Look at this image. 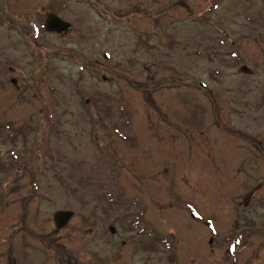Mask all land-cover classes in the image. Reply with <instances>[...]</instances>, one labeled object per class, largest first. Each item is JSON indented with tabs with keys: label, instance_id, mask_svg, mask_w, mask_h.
Masks as SVG:
<instances>
[{
	"label": "rangeland",
	"instance_id": "obj_1",
	"mask_svg": "<svg viewBox=\"0 0 264 264\" xmlns=\"http://www.w3.org/2000/svg\"><path fill=\"white\" fill-rule=\"evenodd\" d=\"M49 13L68 31L47 32ZM154 170L160 191L183 172L220 232L252 189L238 214L264 223V0H0V220L25 203L49 236L69 210L93 222L96 258L170 264L141 249L144 212L176 264L231 260L227 234L210 246L177 208L153 211Z\"/></svg>",
	"mask_w": 264,
	"mask_h": 264
},
{
	"label": "flooded vegetation",
	"instance_id": "obj_2",
	"mask_svg": "<svg viewBox=\"0 0 264 264\" xmlns=\"http://www.w3.org/2000/svg\"><path fill=\"white\" fill-rule=\"evenodd\" d=\"M151 174L153 187L150 190H152L153 211L157 213L159 200L162 205L161 209H163V204H166V210L171 215H173L174 209L177 208L183 213V215H179L180 221L177 220V223H182L184 227H194L195 234H206L212 231L208 243L213 246L214 234L218 235L223 232L218 231L217 221H212V224L206 221V217L201 213L203 206L198 203L200 200L197 202L190 196L191 199L184 197L183 194L185 192L190 194V189H192V185L184 181V173L180 172L178 182L161 184V191L155 181L157 171L154 170ZM245 187L250 189L247 184ZM178 190H181V193H178ZM175 191L177 194H175ZM257 195L255 190L252 189L247 198L243 200L234 199V230L223 233L227 234L224 237V245L229 244V242L230 245L233 244L234 253L230 260L227 257L230 254L228 250L227 254L222 256L227 262L220 261L216 264H264V223L258 224V221L250 220L251 218L248 215L238 214L252 212L254 202H259V200H256ZM252 196L253 199H251ZM14 202L11 201L8 204L7 210L2 212L5 215L0 220V264H48V262L52 264H116L107 257L104 260L96 258L93 249L88 247V244L92 243L94 233L93 222L85 220L89 217L73 214L72 219L63 229L55 230L54 225H52V233L48 236L46 224L40 220L45 219V215H28L26 211L27 204L25 203L21 205L20 210H12L14 206L12 203ZM175 203L177 204L176 207ZM135 216L136 230H138L141 237L139 242L141 249L157 252L159 244H163L170 252L168 256L169 263L176 264L173 235L163 233L158 224L154 222H151L150 227L146 225L142 228L144 221L147 220L145 213L140 212ZM257 227L263 229H255ZM66 234L72 235L74 240L81 241L80 246H71L70 243L65 244L63 239ZM227 240L229 241L227 242ZM212 251L215 252V248ZM196 258L202 259L203 256L199 255Z\"/></svg>",
	"mask_w": 264,
	"mask_h": 264
},
{
	"label": "water",
	"instance_id": "obj_3",
	"mask_svg": "<svg viewBox=\"0 0 264 264\" xmlns=\"http://www.w3.org/2000/svg\"><path fill=\"white\" fill-rule=\"evenodd\" d=\"M66 29V24L54 14H50L46 21V30L49 32H62ZM14 83V81H13ZM72 213L67 211L57 212L54 216V224L56 229L63 228L71 219Z\"/></svg>",
	"mask_w": 264,
	"mask_h": 264
}]
</instances>
